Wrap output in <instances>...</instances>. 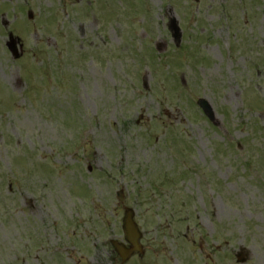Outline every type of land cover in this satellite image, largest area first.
Here are the masks:
<instances>
[{
  "label": "rangeland",
  "instance_id": "374dc122",
  "mask_svg": "<svg viewBox=\"0 0 264 264\" xmlns=\"http://www.w3.org/2000/svg\"><path fill=\"white\" fill-rule=\"evenodd\" d=\"M125 207L126 264H264V0H0V264H121Z\"/></svg>",
  "mask_w": 264,
  "mask_h": 264
},
{
  "label": "water",
  "instance_id": "95a60500",
  "mask_svg": "<svg viewBox=\"0 0 264 264\" xmlns=\"http://www.w3.org/2000/svg\"><path fill=\"white\" fill-rule=\"evenodd\" d=\"M173 29L175 31L174 35L176 39L179 40L181 38V33L179 32L180 29L177 26V23L175 22L173 23ZM200 105L207 113L212 114L211 107L209 106L206 100H201ZM122 192L123 191L119 193V198L121 200H123L124 198V194ZM134 217H135L134 210L131 208H127L122 224L125 232V238L130 243L131 247L128 248L123 243H120L118 241H112V244L115 246L117 252L120 254L119 256H121L124 260L129 259L134 251H140V252L143 251L142 245L139 243L142 234L137 223L134 220Z\"/></svg>",
  "mask_w": 264,
  "mask_h": 264
}]
</instances>
